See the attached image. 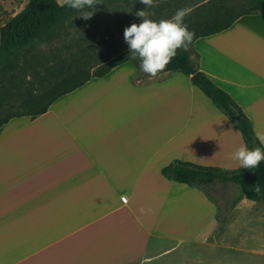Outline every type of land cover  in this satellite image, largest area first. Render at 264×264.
<instances>
[{
  "label": "crops",
  "instance_id": "1",
  "mask_svg": "<svg viewBox=\"0 0 264 264\" xmlns=\"http://www.w3.org/2000/svg\"><path fill=\"white\" fill-rule=\"evenodd\" d=\"M27 2L0 0V26ZM190 59L264 136V12L196 38ZM138 71L126 61L0 125V264H209L210 249L259 251L264 200L239 199L227 225L201 190L160 173L175 159L239 168L238 129L188 76L132 83Z\"/></svg>",
  "mask_w": 264,
  "mask_h": 264
},
{
  "label": "trees",
  "instance_id": "2",
  "mask_svg": "<svg viewBox=\"0 0 264 264\" xmlns=\"http://www.w3.org/2000/svg\"><path fill=\"white\" fill-rule=\"evenodd\" d=\"M113 1L103 0L106 3ZM230 1L198 0L189 6L191 0H176V4L177 7L185 5L190 11L210 6V12L195 22L193 27L188 25L195 33V40L227 29L242 15L264 12V0H244L236 6ZM77 15V10L68 8L64 3L59 4L56 0H28L19 13L0 26V109L6 108L5 114L0 116V125L11 117H34L44 113L54 100L83 85L91 77L106 74L116 65L130 60L136 66L139 65L137 59L113 55L109 61L102 62L104 64L93 66L90 34L57 48L56 52H60L56 55L51 52L53 54L40 56L30 51L39 42H50L56 32L61 31L65 23L72 22ZM79 41L84 42L83 45L79 46ZM190 53V48L188 51L178 50L165 70L188 76L193 86L238 129L243 144L249 148L264 149L253 130L252 122L240 106L193 65ZM160 173L169 180L193 186L205 195L204 186L212 181H220L238 186L236 202L242 197L253 201L264 200V162L250 170L243 167L226 169L175 159L163 166ZM254 185L259 186V193L252 190Z\"/></svg>",
  "mask_w": 264,
  "mask_h": 264
},
{
  "label": "rangeland",
  "instance_id": "3",
  "mask_svg": "<svg viewBox=\"0 0 264 264\" xmlns=\"http://www.w3.org/2000/svg\"><path fill=\"white\" fill-rule=\"evenodd\" d=\"M197 1L191 0V3L188 5L190 6L192 3ZM242 1L244 0H231L230 3L236 6ZM166 2H169L170 4H166ZM159 5H161V7H159ZM177 6L176 0H159L155 7L150 10L152 12L151 18L154 20L169 18L170 15L176 12V10L188 8L185 5H181V7ZM142 7L144 6L139 3V0H114L111 3L103 2L102 4L96 6L93 16L87 21L83 20L79 16H76L72 22H66L64 28L61 31L56 32V35L51 38L50 42L46 44L39 42L30 51L40 56L53 54L51 52H54V55H56L60 52H56L57 48L62 47L73 40H81L87 34H90L93 66L97 63H100V65L104 64L102 62L106 60L109 61L113 55H119L120 58L125 56L132 58L129 53L128 45L124 41L123 32L125 27L129 26L131 23L140 22L141 18L136 17L133 13ZM156 10H158V13ZM208 12H210V6L208 5L205 6V9L198 7L195 10H189L188 14L184 17V22L187 25H192L191 27H193L195 22ZM3 20L6 19L2 18V13L0 11V23H2ZM79 42V46L84 43L81 41ZM78 60H80V58H78ZM137 67L139 68V65ZM153 79L154 78H150L148 74L142 72L139 68V71L131 77V82L140 84L152 81ZM5 111L6 108L0 109L1 117L5 114ZM204 190L207 197L218 206L217 218L215 217V220L217 221L218 219H221L220 222H223V218L227 216V225L235 223L233 217L234 214L232 215L231 211L238 197L239 189L237 185L220 181H212L208 186H204ZM245 208L247 212L251 210L249 207ZM251 211L254 212V210ZM260 211H264V203L262 202L259 203V206L257 207V212ZM236 212H239V210ZM214 223L215 221L213 220V224ZM247 223L249 224V222H245L246 225ZM256 225L258 227V233L260 234L258 239L259 251L252 253L233 252L230 247H226L225 250L219 252L216 249H210L208 252H204V257L207 254L209 256V264H216L217 262L224 264H264V219L261 220L259 218ZM261 233L263 234L261 235ZM227 239L229 241H234L236 239L237 241H240L239 237L236 238L233 236H230V239ZM193 252L198 253L201 251L194 248ZM163 259L169 260L170 258L169 256H164Z\"/></svg>",
  "mask_w": 264,
  "mask_h": 264
},
{
  "label": "clouds",
  "instance_id": "4",
  "mask_svg": "<svg viewBox=\"0 0 264 264\" xmlns=\"http://www.w3.org/2000/svg\"><path fill=\"white\" fill-rule=\"evenodd\" d=\"M158 2L159 0H139L144 7L137 9L133 14L141 20L126 26L123 32L131 57L139 60L140 70L150 78H155L164 71L178 50L188 51L195 36L194 31L184 22L189 9H178L169 18L152 19L150 10ZM99 3H103V0H64V4L77 10V16L85 21L93 16ZM258 139L261 145H264V136H259ZM232 159L238 162L239 167L253 170L264 162V149L249 148L242 143L233 151ZM252 190L260 192L258 185H254Z\"/></svg>",
  "mask_w": 264,
  "mask_h": 264
}]
</instances>
